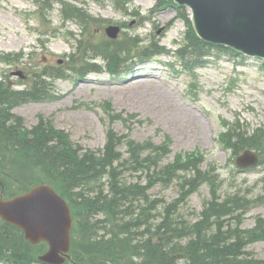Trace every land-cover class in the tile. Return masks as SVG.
I'll return each instance as SVG.
<instances>
[{
  "label": "trees",
  "instance_id": "16d2710c",
  "mask_svg": "<svg viewBox=\"0 0 264 264\" xmlns=\"http://www.w3.org/2000/svg\"><path fill=\"white\" fill-rule=\"evenodd\" d=\"M109 1L126 16L145 19L140 12L129 11L133 0ZM39 3L50 10L52 4H61L64 21L82 27L75 54L81 50L85 73L102 72L100 60L108 65L114 62L113 70L118 69L131 54L129 43L140 44L132 38L85 45L83 34L91 23H108L107 20H95L84 7L71 2ZM157 3L168 4L165 0ZM184 11L180 9V14L188 31L174 54L188 71L206 64L216 51L234 54L201 41ZM137 48L147 57L168 52L157 42ZM27 55L0 52V63L13 65ZM69 70L49 67L36 73L33 84L22 89L0 81V198L16 196L35 185L31 180L33 173L48 180L68 201L76 220L71 258L66 264H264V260L248 251L250 245L264 240V220L258 219L252 228H242L240 219L234 222L241 210L264 200V195L251 200L238 187L235 193L222 194L225 180L217 166L204 167L203 157L188 154L164 163L171 153L169 141L137 142L114 131L108 133L103 150H83L49 120L40 119L28 128L25 120L14 113L15 108L49 100L53 81L69 76ZM223 139L234 157L250 149L258 153L260 166L264 167V126L246 129L235 123L228 127ZM14 162L18 164L15 168ZM27 171L29 175L25 174ZM159 185H176L181 198L170 203L152 199L151 191ZM204 185L209 186L211 199L200 212L199 220L188 223L182 219V206ZM0 231V262L40 264L37 256L45 245H30L19 229L8 224L2 225ZM26 250L31 251L30 257ZM36 250L37 255L32 254Z\"/></svg>",
  "mask_w": 264,
  "mask_h": 264
},
{
  "label": "rangeland",
  "instance_id": "374dc122",
  "mask_svg": "<svg viewBox=\"0 0 264 264\" xmlns=\"http://www.w3.org/2000/svg\"><path fill=\"white\" fill-rule=\"evenodd\" d=\"M43 1L0 0V52L28 54L22 62L0 64V81L22 89L33 84L36 73L49 67L70 68L71 72L70 80L54 81L52 100L15 108L14 113L25 120L28 128H33L40 119L49 120L73 143L92 151L105 148L111 131L137 142L169 141L171 153L164 163L188 154L203 157L205 167L217 166L225 180L222 194L235 193L238 187L251 200L264 195V167L241 173L235 163L236 156L222 140L232 123L239 122L246 129L264 126L261 61L240 57L245 64L236 65L229 60L231 57L219 54L208 67L198 69L196 76L191 77L183 73L173 54L142 60L134 54L139 45L148 47L154 41L171 51L179 49L188 27L177 9H156V0H134L131 12H140L145 17L143 21L126 16L109 0H63L68 5L71 2L84 7L95 20L108 21L91 23V28L83 34L85 45L111 41L106 28L113 24L122 28L114 41L133 38L143 42L134 46L130 41L131 54L126 57L129 63L124 62L116 72L111 70L114 62L108 65L100 60L102 72L84 73L85 69L79 71L83 65L81 50L75 54L81 39L76 37L82 34V27L73 22L64 23L61 4H52L50 10L38 4ZM14 72H21L25 78L13 76ZM17 165L12 164L14 168ZM25 174L29 175L30 171ZM31 175L36 183L48 182L41 175ZM151 197L170 203L180 199L181 193L176 185H159L151 191ZM210 199L209 187L202 186L182 206V219L188 223L198 221ZM240 213L234 222L240 219L242 228L255 227L258 219L264 220V200L252 202ZM248 251L264 260V241L250 245ZM36 252L32 251L34 255Z\"/></svg>",
  "mask_w": 264,
  "mask_h": 264
},
{
  "label": "water",
  "instance_id": "95a60500",
  "mask_svg": "<svg viewBox=\"0 0 264 264\" xmlns=\"http://www.w3.org/2000/svg\"><path fill=\"white\" fill-rule=\"evenodd\" d=\"M191 10L197 36L206 43L230 48L239 54L264 60V0H174ZM111 39L118 26L106 30ZM18 75L22 76L19 72ZM258 156L246 151L237 158L241 170L258 164ZM0 217L19 228L32 244L46 242L50 250L40 260L63 264L70 252L73 220L67 202L42 184L27 194L0 199Z\"/></svg>",
  "mask_w": 264,
  "mask_h": 264
},
{
  "label": "bare ground",
  "instance_id": "6f19581e",
  "mask_svg": "<svg viewBox=\"0 0 264 264\" xmlns=\"http://www.w3.org/2000/svg\"><path fill=\"white\" fill-rule=\"evenodd\" d=\"M189 113L192 114L194 118H197V116H196L193 112H189ZM35 245H37V244H35ZM25 249H29V248H25ZM25 252H27L28 257L31 256V251L29 252L28 250H26ZM32 254H33V253H32Z\"/></svg>",
  "mask_w": 264,
  "mask_h": 264
}]
</instances>
